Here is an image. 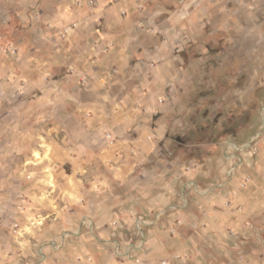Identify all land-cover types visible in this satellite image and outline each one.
I'll return each instance as SVG.
<instances>
[{
	"label": "crops",
	"instance_id": "obj_1",
	"mask_svg": "<svg viewBox=\"0 0 264 264\" xmlns=\"http://www.w3.org/2000/svg\"><path fill=\"white\" fill-rule=\"evenodd\" d=\"M137 1L95 0L78 7L76 0H48V8L36 12L39 22L55 28L38 25L33 46L20 39V51L0 48L4 74L8 57L25 65L23 72L33 73L28 87L41 89L39 104L52 108L28 130L30 181L17 170L3 177L13 184L8 189L16 214L24 198L32 213L47 215L46 223L30 231L22 222L20 233L7 223L0 264H135V257L146 264H264V132L255 147L246 142L231 149L230 141H221L202 157L169 152L156 110L162 91L156 72L168 71L177 27L190 11L183 0H166L158 8L162 34L144 36L133 23L141 14ZM72 23L77 29L60 41L57 30ZM147 38L161 41L160 52L150 56L162 58L157 67L140 57ZM42 71L50 82L37 77ZM147 72L155 75L145 79ZM12 86L2 76L0 95ZM15 114L22 127L24 117ZM55 119L65 126L62 142ZM21 127L17 131L15 124L12 145L0 144V156L8 155L0 157V168L22 167L16 159Z\"/></svg>",
	"mask_w": 264,
	"mask_h": 264
},
{
	"label": "rangeland",
	"instance_id": "obj_2",
	"mask_svg": "<svg viewBox=\"0 0 264 264\" xmlns=\"http://www.w3.org/2000/svg\"><path fill=\"white\" fill-rule=\"evenodd\" d=\"M47 1L0 0V48L8 54L15 47L20 51V39L23 44L33 46L32 31L38 25H43L46 30L55 28L48 20L46 23L39 22L42 17L39 11L36 12V8L47 9ZM83 1L86 0H76V6L80 7L79 3ZM183 1L190 11V17L177 27L179 37L174 40V47L166 61L168 71L164 69L162 75L156 72L162 85L157 100L159 108L156 110L167 128L169 152L174 150V154L181 153L185 158L196 154L202 157L214 151L215 144L221 141H230L228 144L231 149L235 146L241 148L246 142L255 147L254 143L264 132V0ZM165 3L168 2L138 0L135 3L134 9L141 14L134 18L133 23L141 28L144 36L151 31L162 34L158 24L161 20L158 8ZM160 43L147 38L145 47L140 48H148L147 53L143 51L140 57L149 64L156 63L155 67L162 58L153 60L150 56L160 52ZM19 56L20 53L16 57ZM32 56H29V60ZM7 59L5 68L8 72L4 74V68L0 66V78L3 76L13 86L7 89L6 94L0 95V130L6 127V131L8 128L10 131L0 137V144L12 145L18 137L14 134L15 124L17 131L21 124L16 123L15 113L24 118L19 130L22 133L20 152H17L20 157L16 158L22 162V167L10 168L9 173L7 169L0 168V235L7 223L19 233L22 231V222L29 225L27 228L30 231L33 230L31 226L40 227L46 223L47 215L32 213L34 207L24 198L22 206L17 207L20 213L16 214L13 197H10L8 189L13 184L7 183L3 177H14V171L17 170L24 182L30 181L27 174L32 173L26 161L32 159L33 137L28 130L36 127L40 113L46 118V112L52 111L50 106L39 104L41 89L36 88L34 91L28 87V75L33 73L28 71L25 74V70H22L25 65H18L16 59ZM117 72L118 69L114 67V73ZM154 75L147 72L145 79H151ZM40 76L45 82L51 80L45 71L40 75L37 73V77ZM20 80L26 81L27 86L21 87ZM19 95L21 105L14 102ZM55 125L62 128L55 133L56 139L62 142L65 126L56 119ZM43 128H46L45 125ZM35 154L41 160V152ZM6 155L0 157L5 159ZM80 174L78 172L77 175ZM29 185L26 183L23 188ZM53 192L57 193V189ZM134 260L135 264H146L140 258L135 257ZM166 261L163 259L161 264H167Z\"/></svg>",
	"mask_w": 264,
	"mask_h": 264
},
{
	"label": "built area",
	"instance_id": "obj_3",
	"mask_svg": "<svg viewBox=\"0 0 264 264\" xmlns=\"http://www.w3.org/2000/svg\"><path fill=\"white\" fill-rule=\"evenodd\" d=\"M93 4H95V0H86V1L79 3L80 7L83 5L86 6V5H93ZM77 26H78L77 23H72L70 25H67V26L57 30L58 39L60 41L67 40L71 36V34L75 32V30L77 29ZM108 136L110 137V134H108ZM37 224H39V222H37Z\"/></svg>",
	"mask_w": 264,
	"mask_h": 264
}]
</instances>
